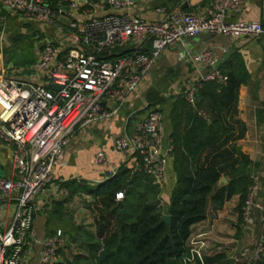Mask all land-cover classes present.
I'll list each match as a JSON object with an SVG mask.
<instances>
[{"label":"built area","instance_id":"obj_1","mask_svg":"<svg viewBox=\"0 0 264 264\" xmlns=\"http://www.w3.org/2000/svg\"><path fill=\"white\" fill-rule=\"evenodd\" d=\"M137 0H0V56L10 42L9 15L35 20L54 27L52 35L41 43L32 69L38 82H28L4 74L0 68V140L10 146L14 177L0 176V197L14 199L9 225L0 229V264H26L29 247L38 239L34 226L35 196L56 180L54 167L60 163L65 147L76 127L87 126L110 117L118 104L105 108L107 95L121 100L138 86L150 71L162 50L184 37L200 33L229 38L264 35L260 20L241 16L226 20L229 12L245 10L244 0H210L200 13L178 6L154 7L156 19H145L128 10ZM227 47H223L226 51ZM188 55L207 69L194 78L183 92L195 105L201 81L224 83L227 74L219 67L218 54L211 47ZM59 85L54 88L53 85ZM198 113L205 111L198 109ZM162 112L150 108L131 133L113 138V147L138 157L140 169L158 185L163 182L168 151L164 145ZM93 162L109 166L102 143ZM116 168L108 167L112 175ZM261 180L250 172L249 185L241 208V223H261V232L248 255L257 263L264 255V201L260 198ZM123 196L117 191L116 199ZM63 232L56 229L42 238L40 264H61L59 249ZM234 259L232 264H237ZM190 264H210L203 259Z\"/></svg>","mask_w":264,"mask_h":264},{"label":"crops","instance_id":"obj_2","mask_svg":"<svg viewBox=\"0 0 264 264\" xmlns=\"http://www.w3.org/2000/svg\"><path fill=\"white\" fill-rule=\"evenodd\" d=\"M139 1V0H138ZM210 0H140L135 6L124 9L145 19H156L159 14L154 7L165 5L167 9L178 6L184 11L200 13ZM245 10L241 13L229 12L226 20H234L241 16L245 19L260 20L264 25V0H244ZM10 41V40H9ZM8 42L5 47L10 46ZM12 47V46H11ZM211 47L218 54L219 67L225 62L230 69L243 65L248 77L240 84L237 97V117L245 124L243 135L237 140L239 149L246 153L250 160V172L260 175V198L264 201V35L259 37L241 36L229 38L219 34L200 33L184 37L182 42L165 47L150 71L142 78L136 89L127 92L121 100L103 96L101 103L105 108L118 104L117 112L84 127H76L69 143L65 147L61 161L54 167L56 180L47 184L34 198L35 207L34 226L36 228L35 241L28 249L26 264H40L39 251L41 240L46 235L60 228L63 232L64 243L71 248L86 253L87 240L96 236L97 225L93 209L99 196L86 190L89 185H97L108 179V167L118 168L124 164L139 169L138 157L130 152L117 151L112 144L113 138L122 133L131 134L137 122L142 119L150 108H157L162 112L163 142L166 146L173 143L171 133L174 114L180 130H184L191 118L190 105L182 106L179 100L183 97L184 89L194 78L207 68L196 63L188 55L204 48ZM223 47H227L223 51ZM2 52L4 74L14 79L38 82V77L32 66L37 59L26 64H14L8 61V55ZM39 49V48H38ZM225 63V64H226ZM226 64V65H227ZM8 70H11L8 74ZM202 110L206 111L205 104ZM104 143L105 153L109 158V166L94 164L93 157L98 147ZM15 169L10 146L0 140V176L14 177ZM225 182H227V177ZM221 177L216 186H220ZM74 180V181H72ZM176 180V172L172 158V151L167 154L163 182L159 185V205L165 212L170 200V192ZM72 181L69 186L64 182ZM80 184V187H76ZM74 190V191H73ZM239 195H231L224 203L215 207L208 201L204 219L192 226V232L187 240L191 251L195 252L198 261L206 256L222 254L230 258L232 263L257 264L249 261L251 246L248 241L253 225L241 223V208L238 205ZM14 210V199L0 197V229H5L10 222ZM74 240V241H73ZM80 246L75 247L76 241ZM66 250V248L64 249ZM60 252V249H59ZM61 256V260L62 255ZM223 258L221 257L220 261ZM264 262V259L261 260ZM220 264V263H219Z\"/></svg>","mask_w":264,"mask_h":264},{"label":"trees","instance_id":"obj_3","mask_svg":"<svg viewBox=\"0 0 264 264\" xmlns=\"http://www.w3.org/2000/svg\"><path fill=\"white\" fill-rule=\"evenodd\" d=\"M8 61L19 63L9 56ZM227 61L220 66L227 74L224 83L201 81L194 106L184 97L180 98V105H190L192 109L190 122L183 131L171 114V151L176 180L166 211L160 209V188L151 176L140 168L133 171L120 165L104 182L86 187L99 196V200L106 198L111 203L98 208L96 236L87 240L86 253L64 259L61 264L199 262L187 244L193 224L204 219L209 200L219 207L238 193L241 207L249 185L251 160L237 145L245 131L244 122L237 117V97L240 84L247 81L248 74L243 65L225 69ZM202 104L207 108L204 115L198 113ZM221 175L228 180L216 186ZM72 181L64 185L69 186ZM117 191H123L122 198H115ZM164 214L169 215L168 221L163 219ZM204 261L232 264V260L222 254L206 256Z\"/></svg>","mask_w":264,"mask_h":264},{"label":"rangeland","instance_id":"obj_4","mask_svg":"<svg viewBox=\"0 0 264 264\" xmlns=\"http://www.w3.org/2000/svg\"><path fill=\"white\" fill-rule=\"evenodd\" d=\"M140 0H137V3ZM8 24L10 28L11 36L9 38L10 42L13 45L5 47L4 54L5 56L8 55L9 58L12 60L18 59V64H26L30 61V59L34 60L37 50L40 47L41 43L44 42L49 36L52 35V31H54V27L48 25H40L35 20H28L25 21L20 17L11 13L9 15ZM12 46V47H11ZM8 74H10L11 70H8ZM109 199L103 198L101 200H97L94 204L95 210L97 211L96 215H94L93 219L96 222L98 217V208H103L104 205L110 206ZM101 211L103 209H100ZM261 232V223L260 221L256 220L255 230L251 232L248 245L251 247L254 246L255 242L257 241L259 234ZM74 241V240H73ZM70 243H64L60 247V254L62 255V261L64 259L72 258L81 252L78 251L77 248L73 249L69 245ZM80 246L79 241L77 240L75 243V247ZM66 248V250H64ZM264 258V255H263ZM257 264H264V262L259 261Z\"/></svg>","mask_w":264,"mask_h":264},{"label":"water","instance_id":"obj_5","mask_svg":"<svg viewBox=\"0 0 264 264\" xmlns=\"http://www.w3.org/2000/svg\"><path fill=\"white\" fill-rule=\"evenodd\" d=\"M1 64H2V60L0 58V68H1ZM53 87L54 88H59V85L54 84ZM220 180H221V184L224 183L225 182V177L224 176H221V179ZM163 219L165 221H168L169 220V215L168 214H164Z\"/></svg>","mask_w":264,"mask_h":264}]
</instances>
